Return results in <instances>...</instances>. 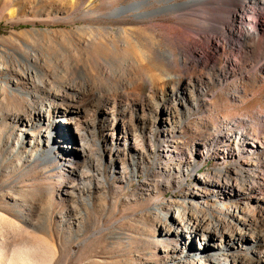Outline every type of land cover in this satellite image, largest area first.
<instances>
[{"label":"rangeland","instance_id":"1","mask_svg":"<svg viewBox=\"0 0 264 264\" xmlns=\"http://www.w3.org/2000/svg\"><path fill=\"white\" fill-rule=\"evenodd\" d=\"M135 1L0 0V264H211L248 259L264 235V3L144 0L151 17L108 16ZM179 45L203 59L154 61ZM190 79L200 108L166 122L151 103ZM66 90L94 122L81 134L50 92ZM248 217L259 225L233 227L232 251V235L194 232Z\"/></svg>","mask_w":264,"mask_h":264},{"label":"bare ground","instance_id":"2","mask_svg":"<svg viewBox=\"0 0 264 264\" xmlns=\"http://www.w3.org/2000/svg\"><path fill=\"white\" fill-rule=\"evenodd\" d=\"M159 1H167V5H165V8L167 11H172L173 13H175L176 11H179L183 5L185 6H192L194 5L193 2L197 3V2H201V3H220L219 5L223 6V4L227 3L229 4L230 2L233 1H238V0H190V1H185L183 3H174V0H159ZM257 2H262L264 3V0H241L239 5H236V10L237 11H245L246 13H248L247 11L250 10L251 8V3H257ZM235 3V2H233ZM232 3V4H233ZM231 4V5H232ZM146 5V2H144V0L141 1H135L132 2L128 5L124 4L122 5L121 8L116 9L115 11H112L111 13L108 14V16L110 17H118L119 15L126 13L127 11H134L136 12V17L138 19L140 18H145V17H151V13L150 12H141L140 9L143 8ZM208 6V5H207ZM218 6V5H217ZM227 6V5H226ZM229 6V5H228ZM234 6V5H232ZM223 12V11H221ZM153 13V12H152ZM181 14V13H180ZM179 13L177 14L179 17L181 16ZM239 15V14H238ZM234 16V20H235V15ZM240 16V15H239ZM243 17V16H241ZM249 19V17H246ZM191 31H193V29H191L189 26H186V30H185V35H191ZM231 33L235 35V30H231ZM193 34V32H192ZM258 35V33H257ZM257 35H251V33L247 32L244 36H245V41H248L249 39H251L250 36L255 37ZM258 37V36H257ZM188 38V37H187ZM206 40V46L209 47L210 49H212L214 52L216 51V40H214L213 38L209 37V36H205L204 38ZM173 46H171L169 49L167 50H158L156 52V58L154 59V61H157L156 63H163L165 65V63H177L178 61L181 62V65L184 67H188L191 64H197L198 62L201 61L202 56L198 55L196 53V51H193L189 48L188 45H179V51L176 52L175 50H173ZM206 54V53H205ZM198 56V58H197ZM206 59V58H205ZM206 61V60H205ZM208 62V61H207ZM195 64V65H196ZM209 64V63H208ZM180 75V74H179ZM180 79V78H179ZM169 80H173L175 81V79L172 77L169 78ZM155 80H153L154 82ZM152 82V83H153ZM185 82V81H184ZM156 83V82H155ZM159 83V82H158ZM151 88V87H150ZM75 89V88H73ZM49 90V89H48ZM52 90V89H51ZM152 90V89H150ZM60 91V90H59ZM58 91V92H59ZM86 90H84L83 92H85ZM53 95L61 98L64 102L66 98L69 99V104L66 108V110L64 111L65 115H70L68 118V123H72L73 127H75L76 129H78L81 132H85V128L88 126V124H94L93 121L91 120H85L82 118V116L80 115V113L87 114L85 109L83 110V106L81 104V98L83 97V95L78 91H72L71 93L69 91H64V93L61 92H57V93H53V91H50ZM151 94V93H150ZM149 94V95H150ZM203 93L200 90V81L198 80H193L190 79L188 81H186L184 83V87L182 88V90L178 91V92H174L171 94L172 97H174V103L169 101V96L164 94L161 95L159 97V100H157V98L154 100V102L151 103V107L153 106V108L155 109V111L157 113H159V110H162L164 108V110L166 111V114H168V117L166 118V122L169 121H173L174 118H176L178 115H180L181 113V108H184V112L186 114H188L189 112H191L192 108H196L199 109L200 108V104H199V97L202 95ZM51 95V94H50ZM150 104V103H149ZM147 106V105H146ZM61 105H56L54 108H61ZM144 107V105H143ZM55 113H57V110L55 111ZM71 113H76L77 117H73L71 115ZM182 114H184L182 112ZM80 116V117H78ZM81 118V119H80ZM72 121V122H71ZM66 122V121H65ZM84 123V125H86V127H84V125H82ZM174 129L170 128V129H165V132L171 134V132H173ZM137 135V133H136ZM80 138L82 139V141L86 140V138L83 136ZM84 143V142H83ZM82 148H83V152H86L87 147L82 144ZM136 166H135V170H136ZM255 217H248L245 218L243 220L239 219L238 221H233L229 224L223 225L221 226V223H217L216 225H212L211 223L206 225V226H194V232H196V235L198 237H201L203 240H207V239H213V238H219L221 241H226V236L227 235H232L233 236V242L234 245L231 244L229 245L226 241V248L225 250L227 251H232L233 247H235V245L237 244L238 241L241 240H245V237H243V232L240 231L236 234H234L235 230L233 229V227H237L240 230H244L245 228H249V227H254L256 228L259 225V222L257 221V219H254ZM238 219V218H237ZM219 221V219H218ZM216 222V221H215ZM224 223V222H223ZM236 228V229H237ZM193 233V232H192ZM234 234V235H233ZM240 234V237L238 236ZM257 235L255 234V232H252V234H250L248 236V239L250 237V240H253L254 242L252 243L251 246V251L248 255V259H238L235 257H231V255H228L226 252H220V253H214V254H210L207 258L206 261L211 263V264H219L222 263L224 257L227 261V264H247V261H249L251 258H256L257 257V264L259 262L264 263V235L262 234L260 238L256 239ZM188 238L191 237V232L189 233V235L187 236ZM242 237V238H241ZM4 243L2 241V237H0V245L3 246ZM39 244V243H38ZM36 248L39 247L35 246ZM223 249V248H222ZM231 257V258H230ZM250 262V261H249Z\"/></svg>","mask_w":264,"mask_h":264},{"label":"water","instance_id":"3","mask_svg":"<svg viewBox=\"0 0 264 264\" xmlns=\"http://www.w3.org/2000/svg\"><path fill=\"white\" fill-rule=\"evenodd\" d=\"M65 133H66V132H65ZM62 139L66 141V137H64V136H63V138H62ZM67 141H70V140H68V139H67ZM60 142H61V143H63V141H60ZM61 143H59V144H58V143H56V145H57V144H58V145H60ZM61 151H62V150H61ZM55 152H56V150H55ZM57 152H58V151H57ZM70 163H71V162H70Z\"/></svg>","mask_w":264,"mask_h":264}]
</instances>
